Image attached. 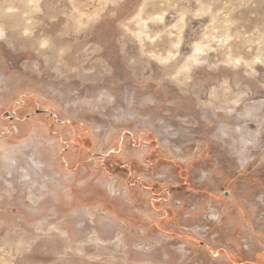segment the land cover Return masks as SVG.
I'll list each match as a JSON object with an SVG mask.
<instances>
[{
	"label": "rangeland",
	"instance_id": "1",
	"mask_svg": "<svg viewBox=\"0 0 264 264\" xmlns=\"http://www.w3.org/2000/svg\"><path fill=\"white\" fill-rule=\"evenodd\" d=\"M0 264H264V0H0Z\"/></svg>",
	"mask_w": 264,
	"mask_h": 264
}]
</instances>
